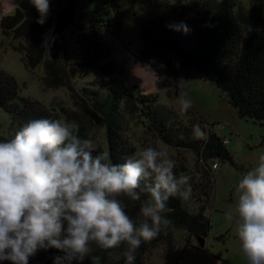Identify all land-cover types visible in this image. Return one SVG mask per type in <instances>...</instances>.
Listing matches in <instances>:
<instances>
[{"label": "trees", "instance_id": "trees-1", "mask_svg": "<svg viewBox=\"0 0 264 264\" xmlns=\"http://www.w3.org/2000/svg\"><path fill=\"white\" fill-rule=\"evenodd\" d=\"M70 0H64L57 15L47 14L43 24L31 0H17L11 15L0 19V32L9 39L19 40L11 46L22 54V61L29 69H42L41 82L46 88L65 87L72 100L73 108L61 111L50 110L40 102L21 97L18 83L8 73L0 70V109L8 116L7 122L0 123V140L10 138L24 122L34 118L75 120L79 125L80 138L91 139L89 131L98 126L104 129L107 150L113 163H123L136 150L124 135L121 103H128L149 124V130L163 143L175 148L189 149L199 154L204 181L189 180L191 194L199 203L191 211L181 198H170L165 215L172 221L167 228L148 243H142L136 253L135 264H149L147 254L158 244H170L178 230L188 233L185 247L192 246L193 237L207 238L212 228L211 218L205 215L213 190L214 164L218 161L234 164V156L226 147L227 138L215 130L208 132V140L193 139L190 125L171 124L159 114L158 94L146 92L135 83H126L116 78L117 64L111 58L103 39V32L110 26L114 34L134 57L151 65H163V70L171 77L173 95L179 97L183 88L178 81L185 80L191 72H199L204 79L213 81L226 95L230 105L241 118L252 123H264V0H248L250 30L244 33L234 16L238 0H191L188 4H174L169 0H141L143 14L136 19L141 42L139 49H132L121 36L120 6L116 0H109L114 10L113 23L104 19L91 21L83 26L77 21L61 34L52 33L54 21ZM183 22L190 29L184 33L176 30ZM74 33L67 37L68 30ZM75 47L78 58L70 63ZM95 71L100 79L85 82L77 81ZM185 86V85H184ZM169 93L171 94L170 90ZM199 124L203 128L202 120ZM213 128V125H210ZM209 128V127H208ZM184 138H178L179 133ZM96 147L94 154L101 152ZM210 164V165H208ZM177 176L185 168H175ZM146 196L142 194L141 200ZM127 213L137 219L141 201L132 202L120 198ZM119 249L109 250L120 252ZM181 249L179 258L183 254ZM109 251L97 249L82 264H92L91 256H99L100 264H124L123 258L115 261ZM62 255L56 249L39 250L29 259V264H53V257ZM0 264H10L0 261ZM73 264H76L74 261Z\"/></svg>", "mask_w": 264, "mask_h": 264}, {"label": "clouds", "instance_id": "clouds-1", "mask_svg": "<svg viewBox=\"0 0 264 264\" xmlns=\"http://www.w3.org/2000/svg\"><path fill=\"white\" fill-rule=\"evenodd\" d=\"M188 4L191 0H180ZM43 24L49 0H31ZM176 30L190 29L181 22ZM163 67V65H161ZM185 80L178 81L183 88ZM179 112L193 107L181 92ZM75 120L34 118L8 139L0 140V261L29 264L39 250L56 249L53 264H82L97 249L115 260L135 264L142 243L151 242L172 221L165 215L170 198L191 196L188 175L177 176V162L152 146L113 163L108 150L94 154L96 143L80 138ZM193 139L207 141L199 123ZM178 138L183 139V133ZM235 208L224 217L235 227L246 264H264V154L235 189ZM146 198L141 200V196ZM141 201L137 219L120 199ZM100 264L99 256H91Z\"/></svg>", "mask_w": 264, "mask_h": 264}, {"label": "rangeland", "instance_id": "rangeland-1", "mask_svg": "<svg viewBox=\"0 0 264 264\" xmlns=\"http://www.w3.org/2000/svg\"><path fill=\"white\" fill-rule=\"evenodd\" d=\"M116 1L120 6L121 36L132 49H139L141 42L136 19L144 11L141 0ZM169 1L174 4H181L180 0ZM16 3L17 0H0V19L2 16L13 14ZM63 4L64 0H49L48 15L56 16L60 6H63ZM234 16L242 31L244 33L248 32L250 30L248 0H238L234 7ZM99 19L113 23L114 10L109 0H76L75 21L83 26H88L91 21L96 22ZM73 33L74 31L71 29V31L65 32V35L71 38ZM113 35L107 28L103 32V39L105 41L107 38L106 45L112 58L117 57L119 60H123L126 58L125 51L118 49V46L116 50L111 48L114 42ZM18 44H20L19 40H11L0 32V70L8 73L17 81L19 96L36 100L53 111L57 110L60 112L61 108L72 109L73 104L69 91L65 87L52 89L43 86L41 82L42 69H29L26 67L21 59L22 54L11 48V46ZM72 49L74 53L70 57V63L73 59L78 58L76 48L72 47ZM125 49L127 50V47ZM118 51H121V57L117 55ZM152 67L155 68L160 76L159 78L162 79L164 88L156 90L146 85L141 86L147 92L158 94L160 116L168 123L190 125L191 127L193 124L199 123V120H202L203 128L207 133L215 129L220 136L228 139L226 147L233 153L235 165H231L227 161L217 160V169H212L214 188L205 211V215L211 218L212 228L208 237L205 238L204 247L196 246L198 242L193 237L190 240L192 246L184 249L188 233L184 230H178L173 236L172 245L167 243L158 244L147 254L146 261L149 264H209L208 256L210 254L216 256L218 255L216 254L217 252L224 254L223 257L226 264H246L240 251L238 239L226 232L228 228L232 227V224L225 219L224 211H221V207H229L230 210L235 208V202L238 197L235 189L238 180L244 174L243 170L255 167L258 164L259 156L264 154V144H259V140L264 138V123H252L250 120L241 118L216 84L211 80L204 79L199 72L188 74L183 93L192 100L193 107L186 114H181L178 110V97L172 94L175 86L173 87L170 75L157 63L152 64ZM123 72V67L118 65L116 78L122 79L126 83H133L127 75L120 77ZM136 78L140 77L136 76ZM96 79H100V76L95 71H91L86 77L79 79L77 83L81 86L85 82H91ZM120 108L123 116L124 135L136 147V150L148 146L166 150L171 158L177 162L176 168L184 167L185 172L191 173L189 177L193 180L204 181L203 174L205 170L204 166L202 167L199 154L189 149L175 148L163 143L153 135L148 128V122L139 115L138 111L128 101H123ZM7 120L8 116L0 109V123L7 122ZM210 125H213V128ZM89 135L96 143V147H100L102 151L107 150L103 128L94 126L90 129ZM237 167L243 169H237ZM185 201L191 211H195L199 203H201V201H198L197 195L192 196V194ZM212 205L220 210L212 211ZM222 237L226 238L225 242ZM181 249L184 250L180 259L179 253Z\"/></svg>", "mask_w": 264, "mask_h": 264}, {"label": "crops", "instance_id": "crops-1", "mask_svg": "<svg viewBox=\"0 0 264 264\" xmlns=\"http://www.w3.org/2000/svg\"><path fill=\"white\" fill-rule=\"evenodd\" d=\"M113 35V34H112ZM105 37V36H104ZM112 37H114L113 38V45L111 46V48L113 49V50H116V48H117V46H118V49H123V51H125L124 53H125V55H126V58H124L123 60H119L117 57L116 58H112V56H111V58L116 62H118V64H117V62H116V64H117V66L119 65V67H123V69H124V72H123V75H120V77H122V76H129L130 77V80H131V82H133V83H135V84H137V85H139V86H141V85H146V86H148L149 88H152V89H163L164 88V86H163V82H162V79L161 78H159L160 76H159V74L156 72V70H155V68L154 67H152V65L150 64V63H148L147 61H144V60H140V59H137L136 57H134L129 51H127L126 49H125V47L123 46V43L115 36V35H113ZM107 39V38H106ZM106 39H105V43L107 44V42H106ZM119 57H121L122 55H121V51H118V54H117ZM128 67H127V66ZM126 69H128V70H126ZM136 76H138V77H140V78H136ZM142 78V79H141ZM138 79V80H137ZM137 82V83H136ZM142 87V86H141ZM146 91V90H145ZM147 92V91H146ZM227 144H228V139H227ZM259 144L260 145H262V144H264V138H261L260 140H259ZM234 164H235V162H234ZM218 167V166H217ZM217 167L215 168V169H217ZM237 169H243V168H238L237 167ZM249 169V168H248ZM248 169L247 168H245L244 170H243V172L245 173L246 171H248ZM211 209H212V211L214 210H216V209H218V210H220L219 208H217V207H213V205H212V207H211ZM230 210V208L229 207H221V211H224V212H226V211H229ZM234 225H232V227H230V228H228L227 229V233L230 235V236H233V237H235V238H237L236 237V233H235V231H234ZM225 239L226 238H223L222 237V240L225 242ZM196 246H199V244L197 243V245ZM202 252V251H201ZM223 252V251H222ZM216 254H218L219 256H221V257H219L218 255H216V256H214L213 254H210V256H208V263L209 264H226L225 263V260H224V257H223V255H222V253H217L216 252ZM181 258H182V256H181ZM180 258V259H181ZM220 258H222V259H220ZM179 262V261H178ZM176 264H178V263H176Z\"/></svg>", "mask_w": 264, "mask_h": 264}, {"label": "water", "instance_id": "water-1", "mask_svg": "<svg viewBox=\"0 0 264 264\" xmlns=\"http://www.w3.org/2000/svg\"><path fill=\"white\" fill-rule=\"evenodd\" d=\"M75 13H76V0H70L66 3V5L58 14L52 29V33L55 35L61 34L64 29H66L73 23L75 19ZM196 241L198 242L199 246L204 247L205 238L196 237Z\"/></svg>", "mask_w": 264, "mask_h": 264}, {"label": "built area", "instance_id": "built-area-1", "mask_svg": "<svg viewBox=\"0 0 264 264\" xmlns=\"http://www.w3.org/2000/svg\"><path fill=\"white\" fill-rule=\"evenodd\" d=\"M108 30H109V31H112V27L109 26V27H108ZM214 130H215V129H214ZM225 143H227V140L225 141ZM216 167H217V164H214V165H213V168H216Z\"/></svg>", "mask_w": 264, "mask_h": 264}]
</instances>
